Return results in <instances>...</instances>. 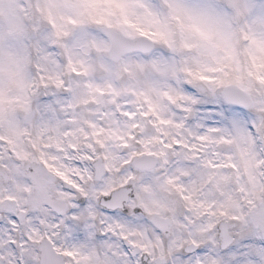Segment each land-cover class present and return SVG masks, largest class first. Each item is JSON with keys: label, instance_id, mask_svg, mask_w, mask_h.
<instances>
[{"label": "snow or ice", "instance_id": "1", "mask_svg": "<svg viewBox=\"0 0 264 264\" xmlns=\"http://www.w3.org/2000/svg\"><path fill=\"white\" fill-rule=\"evenodd\" d=\"M150 72L252 122L189 128L172 109L195 100ZM42 91L70 96L42 111ZM248 215L264 227V0H0V264H177Z\"/></svg>", "mask_w": 264, "mask_h": 264}, {"label": "rangeland", "instance_id": "2", "mask_svg": "<svg viewBox=\"0 0 264 264\" xmlns=\"http://www.w3.org/2000/svg\"><path fill=\"white\" fill-rule=\"evenodd\" d=\"M24 0H20V3H23ZM150 4L154 7H160L163 3V0H148ZM44 32H48L47 26H43ZM90 30V32H89ZM92 36L101 37L103 34L100 32L99 29L95 28L94 26H90L84 29H76L73 35L69 38V42H76L77 39L87 40ZM143 59L145 60H152V59H161L171 62L173 59V54L160 46H155L154 51L149 55H143ZM93 59H95V55H93ZM98 81L103 82V77L97 75L95 77ZM148 79L151 80H158L161 82H170L172 83L179 91L183 92L185 95L192 97L195 100V103L190 105L191 111L185 112L182 108H173L172 110L177 114L178 117H183L185 120L186 125L189 128L194 130L204 131L207 128H233V127H240L244 128L247 124L252 122V117H245V111L239 108L230 107L223 101L221 97V90H210L206 88L205 92L199 93L197 91V87L194 84L188 83L186 80L181 79L179 81L165 77L155 72H150L147 75ZM191 86H188V85ZM189 87V88H188ZM42 94V93H40ZM46 94V93H43ZM48 101L47 105H55L57 100H64L69 97H64L62 92H47ZM195 116V118H192ZM51 118V117H50ZM62 118V117H61ZM20 119L22 120V113L20 114ZM247 208H245V212L247 213ZM228 221V220H227ZM248 233L249 238L255 235V238L258 237L259 239V250L261 256H259V264H264V243L262 242L261 236L259 232L254 231L251 226L247 222H239V227L235 231L236 238L235 243L236 245L230 249L228 254V264H252L254 254L253 249L250 244H248L247 249L243 250V237L248 236L244 233ZM240 234L239 239H237V235ZM248 238V239H249ZM210 240L214 242V239L210 237ZM191 257V258H190ZM234 257V259H233ZM252 257V258H251ZM177 260V264H181L180 260L185 259L183 261L187 262L188 264H192L197 258L204 259L202 253L197 254L196 256H182L180 251L178 252V256L175 257ZM233 259V261H231Z\"/></svg>", "mask_w": 264, "mask_h": 264}, {"label": "water", "instance_id": "3", "mask_svg": "<svg viewBox=\"0 0 264 264\" xmlns=\"http://www.w3.org/2000/svg\"><path fill=\"white\" fill-rule=\"evenodd\" d=\"M230 94H231V93L227 92V95H228L229 97H230ZM233 94H234V93H233ZM230 98H231V97H230Z\"/></svg>", "mask_w": 264, "mask_h": 264}, {"label": "bare ground", "instance_id": "4", "mask_svg": "<svg viewBox=\"0 0 264 264\" xmlns=\"http://www.w3.org/2000/svg\"><path fill=\"white\" fill-rule=\"evenodd\" d=\"M89 32H90V30H89ZM213 233V232H212Z\"/></svg>", "mask_w": 264, "mask_h": 264}]
</instances>
